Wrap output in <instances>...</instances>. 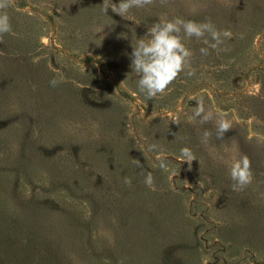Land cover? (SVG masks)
I'll return each instance as SVG.
<instances>
[{"label":"rangeland","instance_id":"rangeland-1","mask_svg":"<svg viewBox=\"0 0 264 264\" xmlns=\"http://www.w3.org/2000/svg\"><path fill=\"white\" fill-rule=\"evenodd\" d=\"M119 2L107 13L104 0L0 9L11 25L0 33V264H264V140L250 138L264 135V0H154L123 17ZM175 18L220 35L181 26L192 55L148 98L131 45ZM253 64L263 72L238 82L237 98L205 83ZM216 108L232 123L222 138ZM244 155L253 179L236 190L230 166Z\"/></svg>","mask_w":264,"mask_h":264},{"label":"clouds","instance_id":"clouds-1","mask_svg":"<svg viewBox=\"0 0 264 264\" xmlns=\"http://www.w3.org/2000/svg\"><path fill=\"white\" fill-rule=\"evenodd\" d=\"M154 0H120L119 4H113L111 10L123 17L131 8H143L147 5L153 4ZM167 0H161V3H166ZM13 0H10L8 5L0 4V9H5L11 6ZM109 5L107 0H104L103 11L108 12ZM10 18L7 12L0 13V33H7L11 31ZM181 26L187 37L196 36L197 38L204 36V30H210L213 39H217L220 32L214 30L211 23L198 24L194 21H184L180 18H175L170 21H162L154 23L147 29L146 34L132 43L133 52L129 54L132 59L130 68L135 73L139 74L138 88L141 93H144L148 98L155 97L158 93L165 92L167 87L177 78V76L184 70L186 58L191 57L192 53L182 42L183 38L177 35L181 31ZM225 36L230 35L224 32ZM204 43H207L205 40ZM215 47V45H212ZM206 51L201 49V52ZM194 74L188 72V75ZM204 111V105L201 101L195 109V116H199ZM215 111L219 114L217 120L218 138H222L224 134L232 128V123L227 119L228 113L216 108ZM211 117V112L203 117V121ZM194 119V117H193ZM237 121L243 123L236 117ZM201 121V122H203ZM251 121H249L250 123ZM211 134L205 132V140ZM255 136L258 140H264V135L259 133H250V138ZM157 146L151 145L149 150H154ZM181 156L189 163L195 160V156L188 147L181 150ZM157 160L160 161V167L166 168L164 163L163 153L157 154ZM137 164L138 161H135ZM230 178L235 181L233 188L236 190H243L246 186L252 183L253 174L251 170V161L247 155L235 160L230 166ZM125 184L131 185V180L125 178ZM144 183L148 187H153V175L149 172L145 178ZM236 185H239L237 187Z\"/></svg>","mask_w":264,"mask_h":264},{"label":"trees","instance_id":"trees-1","mask_svg":"<svg viewBox=\"0 0 264 264\" xmlns=\"http://www.w3.org/2000/svg\"><path fill=\"white\" fill-rule=\"evenodd\" d=\"M242 59L243 57H241V60ZM258 59H259V63L262 64L263 60H261V58H258ZM212 64L214 65L215 63L212 62ZM217 69H223V68L220 66H217ZM262 72H263L262 68L255 67L253 64V65L246 66L245 68L239 69L238 71H234L235 75L231 74V76H226L223 79H221L217 75L207 74L209 75L208 77H213V78H208L207 80H205L207 81L205 83L211 84L215 87L216 92H217V98H220V99H227V98L231 99L233 97L237 98L236 97L237 93L235 92V90H237V87L239 88L238 91L241 90V86H238L237 83L246 81L253 74L261 75ZM235 78H238V79L236 81H233V79ZM220 82L222 83L221 85H219ZM239 98H242V96L240 95ZM251 99L254 101H259V99H255V98H251Z\"/></svg>","mask_w":264,"mask_h":264}]
</instances>
